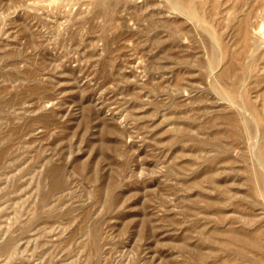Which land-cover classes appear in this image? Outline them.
<instances>
[{
  "label": "rangeland",
  "instance_id": "1",
  "mask_svg": "<svg viewBox=\"0 0 264 264\" xmlns=\"http://www.w3.org/2000/svg\"><path fill=\"white\" fill-rule=\"evenodd\" d=\"M263 28L264 0H0V264H264Z\"/></svg>",
  "mask_w": 264,
  "mask_h": 264
},
{
  "label": "bare ground",
  "instance_id": "2",
  "mask_svg": "<svg viewBox=\"0 0 264 264\" xmlns=\"http://www.w3.org/2000/svg\"><path fill=\"white\" fill-rule=\"evenodd\" d=\"M184 3V2H183ZM176 4V3H175ZM185 5V4H184ZM188 7H189V4H188ZM189 10H190V8H189ZM192 10V9H191ZM194 11H196V10H194ZM194 15V14H193ZM198 15V13L196 14V16ZM193 17H195V16H193ZM197 17H199V15L197 16ZM201 18V16L197 19V20H199ZM194 20H196V19H194ZM196 20V21H197ZM202 20V19H201ZM199 22V21H198ZM205 22V21H204ZM201 25H203V24H201ZM206 29V28H205ZM249 29V28H248ZM264 29V28H263ZM250 31V30H249ZM249 33V32H248ZM214 35V34H213ZM211 36V35H210ZM247 37H249V35H247ZM213 40H214V38H213ZM220 42V41H219ZM217 45V44H216ZM249 46H250V43L248 44ZM254 45V44H253ZM249 46H247L248 48H249ZM219 47V46H218ZM213 48V47H212ZM251 48V47H250ZM249 50V49H248ZM219 51H220V49H219ZM245 51V50H244ZM247 51V50H246ZM247 52H249V51H247ZM221 56H222V54H221ZM219 57H220V55H219ZM247 57V56H246ZM220 58H222V57H220ZM223 59V58H222ZM222 60H220L219 61V63L221 62ZM214 62V61H213ZM217 62V61H216ZM217 69V68H216ZM249 69V68H248ZM222 70H223V68H222ZM220 71V70H219ZM241 71V70H240ZM218 72V71H217ZM217 72H215L216 73V75H220L221 76V74H217ZM224 72H226L225 70H224ZM249 72V71H248ZM214 73V74H215ZM219 73V72H218ZM222 73V72H221ZM222 74H224V73H222ZM227 74V73H226ZM233 93H235V92H233ZM226 94H227V92H226ZM240 94V93H239ZM241 96V95H240ZM231 102V101H230ZM234 102V101H233ZM243 102V101H242ZM235 103H233V105H234ZM237 105V104H236ZM236 107H238V106H236ZM239 108V107H238ZM242 108V107H241ZM239 110V109H238ZM237 110V112L238 113H240L239 111ZM242 110V109H241ZM242 111H244V110H242ZM248 113H249V111H248ZM247 114V113H246ZM240 115V114H239ZM249 115H250V117L252 118V116H251V114L249 113ZM243 119V118H242ZM254 119V118H253ZM254 121H256V120H254ZM261 124V123H260ZM244 125V124H243ZM255 125H256V127H257V124L255 123ZM244 127H245V125H244ZM257 129H258V127H257ZM247 131H248V129H247ZM258 131V130H257ZM248 136H251V135H248ZM256 136V135H255ZM262 139V138H261ZM252 141V140H251ZM253 143H254V145H256L257 144V142H254L253 141ZM252 143V144H253ZM251 144V145H252ZM254 145H252L253 147H254ZM251 148V147H250ZM252 149V148H251ZM251 152H252V150H251ZM254 153V152H253ZM254 156V155H253ZM254 157H256V156H254ZM256 159V158H255ZM257 160V159H256ZM264 167V166H263ZM264 169V168H263ZM263 183H264V175H263ZM260 186V185H259ZM261 189V188H260Z\"/></svg>",
  "mask_w": 264,
  "mask_h": 264
}]
</instances>
